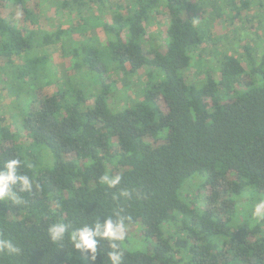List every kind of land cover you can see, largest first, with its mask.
Instances as JSON below:
<instances>
[{
    "label": "trees",
    "instance_id": "obj_1",
    "mask_svg": "<svg viewBox=\"0 0 264 264\" xmlns=\"http://www.w3.org/2000/svg\"><path fill=\"white\" fill-rule=\"evenodd\" d=\"M8 1L24 15L20 25L0 16V82L16 98L21 133L0 123V168L19 159L34 184L18 193L22 204L0 201V239L21 250L0 252V264H93L66 237L52 242L48 227H91L116 213L145 244L126 233L121 264H264V220L253 216L264 200V54L244 44L191 80L205 35L187 16L190 0H62L79 20L53 30L33 24L25 0ZM226 1L236 14L252 3ZM161 9L166 39L144 44V22ZM53 44L76 76L59 77L52 55L33 51ZM142 67L140 98L122 101L119 82L130 89ZM103 174L120 183L101 184ZM190 179L204 191L199 205L183 194ZM96 239L95 264H111L108 241Z\"/></svg>",
    "mask_w": 264,
    "mask_h": 264
},
{
    "label": "rangeland",
    "instance_id": "obj_2",
    "mask_svg": "<svg viewBox=\"0 0 264 264\" xmlns=\"http://www.w3.org/2000/svg\"><path fill=\"white\" fill-rule=\"evenodd\" d=\"M61 1L25 0L24 3L26 8L30 9L36 17V22L33 24H37L48 30H53L59 22L66 27L70 23L76 24L79 20L77 19V14L69 13L66 9L59 8ZM210 1L190 0V7L187 12V16L194 19L195 23L204 31L205 35V41L193 52L195 56H193L192 65L187 69L188 77L191 80L195 79V73L198 74V72L204 71L209 66H215L221 54L234 53L235 55H240L243 51L242 47L244 44H248L255 49L257 56L264 54V0H252L249 8L239 14L230 10L226 0H217L214 4ZM110 3L112 5L113 3L116 4L114 0H110ZM108 7L109 4L107 3L104 7L105 11H108ZM22 9L21 6H17L8 0H0V16L16 21L19 25L23 21L22 17L24 12ZM92 9H89L88 12L92 11ZM106 18L107 16L105 14L103 16L102 14L99 20L105 21ZM167 18L166 11L161 9L159 13L151 16L150 20L144 22L146 29V35L143 38L144 44L163 43L165 41ZM27 23L28 21H26ZM91 33L96 35L98 41H106V37L100 28L93 29ZM76 34L74 32L73 35L76 38L83 39L85 37L83 35L76 36ZM33 51L36 54H51L53 65L58 71L59 77L73 76L77 72V70L69 68V58L64 57L65 54L62 52L59 44L50 46L39 45L33 48ZM3 66L2 61H0V67ZM0 72L2 71L0 70ZM128 80L131 86L130 89H126L119 82V87H121L120 91L122 92L120 95H122V101L132 103L133 99L140 98L142 93L135 94L133 90L140 92L146 83V67L137 70L136 74L130 76ZM50 88L53 89L52 86ZM15 99L14 96L10 95L4 89V85L0 82V117L3 118L0 123L7 124L18 135L21 133L18 128L21 116H19L18 108L15 106L16 104L14 105ZM188 182L183 194L188 199L196 197V204H201L204 191L195 184L196 179H190ZM125 231L137 240L133 242V246L145 247V244L139 241L142 240V236L138 227H129Z\"/></svg>",
    "mask_w": 264,
    "mask_h": 264
},
{
    "label": "clouds",
    "instance_id": "obj_3",
    "mask_svg": "<svg viewBox=\"0 0 264 264\" xmlns=\"http://www.w3.org/2000/svg\"><path fill=\"white\" fill-rule=\"evenodd\" d=\"M21 166L19 159L13 158L4 162L2 168H0V201H11L12 204H22L23 198L18 193L30 192L33 188L34 181L27 174L18 173V168ZM121 177L119 175L109 176L103 174L99 177L101 184H105L108 187H116L120 183ZM120 195L128 197L130 192L128 190H122ZM116 218L108 216L101 223L98 220L92 222V226L84 224L82 227H72L69 223L58 221L50 224L48 227V233L50 234L52 242L56 243L64 239L65 237L73 244L79 253L88 252V261H92L95 264V260L98 252V240L104 239L108 241L109 248L112 251L108 252V259L111 264H121V253L117 250L119 245L117 241H123L125 239V224L124 218L118 213L115 214ZM253 216L257 220H264V200L258 202L253 211ZM20 248L17 247L9 239H0V252H6L9 255H18Z\"/></svg>",
    "mask_w": 264,
    "mask_h": 264
}]
</instances>
